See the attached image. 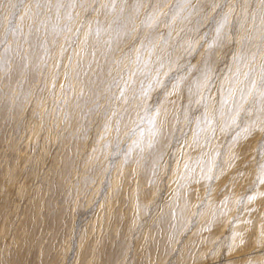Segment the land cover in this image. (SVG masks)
<instances>
[{"label":"rangeland","instance_id":"rangeland-1","mask_svg":"<svg viewBox=\"0 0 264 264\" xmlns=\"http://www.w3.org/2000/svg\"><path fill=\"white\" fill-rule=\"evenodd\" d=\"M0 264H264V0H0Z\"/></svg>","mask_w":264,"mask_h":264}]
</instances>
